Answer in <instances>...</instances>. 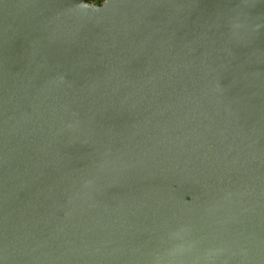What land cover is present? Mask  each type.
I'll use <instances>...</instances> for the list:
<instances>
[{
    "label": "water",
    "instance_id": "1",
    "mask_svg": "<svg viewBox=\"0 0 264 264\" xmlns=\"http://www.w3.org/2000/svg\"><path fill=\"white\" fill-rule=\"evenodd\" d=\"M0 264H264V0H0Z\"/></svg>",
    "mask_w": 264,
    "mask_h": 264
},
{
    "label": "built area",
    "instance_id": "2",
    "mask_svg": "<svg viewBox=\"0 0 264 264\" xmlns=\"http://www.w3.org/2000/svg\"><path fill=\"white\" fill-rule=\"evenodd\" d=\"M86 2H87L88 4H96V2H95V1H92V0H86Z\"/></svg>",
    "mask_w": 264,
    "mask_h": 264
},
{
    "label": "trees",
    "instance_id": "3",
    "mask_svg": "<svg viewBox=\"0 0 264 264\" xmlns=\"http://www.w3.org/2000/svg\"><path fill=\"white\" fill-rule=\"evenodd\" d=\"M103 1L102 0H99L96 2L97 5H100Z\"/></svg>",
    "mask_w": 264,
    "mask_h": 264
},
{
    "label": "rangeland",
    "instance_id": "4",
    "mask_svg": "<svg viewBox=\"0 0 264 264\" xmlns=\"http://www.w3.org/2000/svg\"><path fill=\"white\" fill-rule=\"evenodd\" d=\"M92 1H95V2H97V1H99V0H92ZM103 1V0H102Z\"/></svg>",
    "mask_w": 264,
    "mask_h": 264
}]
</instances>
